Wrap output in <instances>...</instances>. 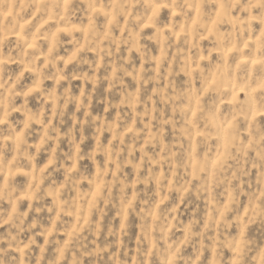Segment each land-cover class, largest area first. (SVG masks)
<instances>
[{"label":"clouds","instance_id":"obj_1","mask_svg":"<svg viewBox=\"0 0 264 264\" xmlns=\"http://www.w3.org/2000/svg\"><path fill=\"white\" fill-rule=\"evenodd\" d=\"M0 264H264V0H0Z\"/></svg>","mask_w":264,"mask_h":264}]
</instances>
